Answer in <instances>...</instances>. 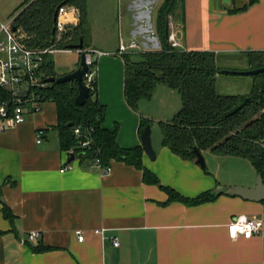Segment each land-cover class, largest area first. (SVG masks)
<instances>
[{
	"label": "crops",
	"instance_id": "0c3cea01",
	"mask_svg": "<svg viewBox=\"0 0 264 264\" xmlns=\"http://www.w3.org/2000/svg\"><path fill=\"white\" fill-rule=\"evenodd\" d=\"M165 1L86 3L83 46L111 54L96 63V99L105 111L101 127L115 131L121 149L141 147V118L159 129L182 105L176 90L157 85L149 99L131 109L124 100V61L115 55L120 40H134L144 52L160 49L155 27ZM248 2L175 0L168 31L172 27L177 33L182 51L210 52L224 68L234 60L246 64L243 54L264 52V0ZM70 52L75 59L64 67L66 73L79 63L80 54ZM250 85L251 79L233 95H246ZM40 108L18 127L0 133V264H264L263 205L225 194L229 187L255 185V170L249 174L246 166L243 171L231 167L241 158L203 151V170L164 147L161 134L154 136L155 158L143 151L142 165L161 186L189 200L220 193L200 205L169 202L159 186L142 182L134 167L112 160L106 173L90 160L69 161L55 129V105L46 102ZM68 164L71 169L61 173ZM2 205L13 222L2 217ZM239 215L259 220L261 231L247 240H230L228 224ZM76 231L83 234L81 242ZM32 232L40 236L29 241ZM38 245L50 250L35 254L31 247Z\"/></svg>",
	"mask_w": 264,
	"mask_h": 264
},
{
	"label": "trees",
	"instance_id": "16d2710c",
	"mask_svg": "<svg viewBox=\"0 0 264 264\" xmlns=\"http://www.w3.org/2000/svg\"><path fill=\"white\" fill-rule=\"evenodd\" d=\"M23 1L15 11L12 27L22 33L26 47L44 49L55 44L59 48H67L77 45L79 41L84 45L87 0ZM169 1L166 0L158 11L156 21L160 49L137 54V61L131 59L132 54L121 57L124 61L123 90L126 104L136 110L140 100L149 99L157 85L176 90L182 105L170 122L159 123L162 145L184 161L196 160L194 149L201 154L209 151L218 157L244 159L252 165L256 174H260L264 184V72L250 76L251 88L246 95L220 94L216 87L217 76L237 70L221 67L218 57L210 52L175 50L167 43L168 16L165 11ZM257 1L249 0L248 4ZM61 6L77 8L79 22L75 27L67 28L56 43L54 14ZM243 55L246 71L264 67V52H246ZM43 73L45 77H60L54 73L53 62L48 59ZM37 93L42 103L52 102L55 105V129L62 151L72 149L73 156L80 160L93 162L98 159L102 167H108L112 160L134 167L141 171L142 182L159 186L169 196V202L179 201L186 206L200 205L220 195L205 192L189 200L161 186L157 178L143 167L141 147L121 149L117 146L115 131L109 132L101 127L105 111L97 102L96 84L84 105L79 107L74 104L78 92L73 81L49 83L46 88L38 89ZM245 99L247 103L240 107ZM140 121L139 133L150 125L149 120L141 118ZM80 125L94 129L93 144L89 151L78 149V143L72 135V129ZM261 204L264 207V202ZM1 211L2 217L13 222L14 217L7 206L2 205ZM49 250L43 245L31 247L35 254Z\"/></svg>",
	"mask_w": 264,
	"mask_h": 264
},
{
	"label": "built area",
	"instance_id": "2783aa9c",
	"mask_svg": "<svg viewBox=\"0 0 264 264\" xmlns=\"http://www.w3.org/2000/svg\"><path fill=\"white\" fill-rule=\"evenodd\" d=\"M1 3V2H0ZM55 33L57 43L67 28L75 27L78 22V10L74 7L61 6L56 12ZM14 18L8 22L0 21V133L8 129L18 127L25 122L26 118L41 110V97L37 93L38 89L48 86L47 78L43 73V67L49 56L70 52L65 47L56 48V45L47 46L44 49L28 48L23 43L22 33L15 29L13 31L12 23ZM167 43L175 50H181L178 43L177 33L170 27L167 33ZM119 48L115 55L122 57L124 54H139L143 51L140 44L134 40H120ZM84 55L87 72L83 75L82 83L87 87L89 92L94 90L96 82V63L97 60L108 57L110 53L93 49H82L74 51ZM41 131L36 133L37 143H40ZM94 129L89 126H77L72 129V135L78 143V149L89 151L93 144ZM68 155H73V150L65 151ZM100 165L99 160L93 161ZM106 173L110 168L102 167ZM71 165H66L61 173L70 170ZM262 224L255 218H248L244 215L236 216L228 224V237L235 240L237 237L250 239L253 235L261 231ZM102 231L95 232L96 234ZM40 236L39 232H32L27 236V240H35ZM78 242L83 240L81 231H76ZM113 245L118 246L117 240H113Z\"/></svg>",
	"mask_w": 264,
	"mask_h": 264
},
{
	"label": "water",
	"instance_id": "95a60500",
	"mask_svg": "<svg viewBox=\"0 0 264 264\" xmlns=\"http://www.w3.org/2000/svg\"><path fill=\"white\" fill-rule=\"evenodd\" d=\"M175 0H170L169 1V5L168 8L166 9V16H168L169 11L172 7V4ZM54 23L56 21V13L54 14ZM15 29L13 28V31ZM167 33L166 32V38H167ZM68 50L71 51H77L78 50H82L84 49V46L82 45V42L79 41V43H77V45L75 46H69L67 47ZM79 63H78V67L76 70L67 73V74H63V76H60L59 78L56 77H49L47 78L46 82L47 83H58V84H63V82H68V81H73L76 83V87H77V92L78 95L77 97L74 99V104L76 106H82L84 105L86 99L89 96V91L87 89L86 86L83 85L82 83V79H83V75L87 72V67L85 65V61H84V55L81 54L79 56ZM264 72V67L260 68V69H254V70H247V71H228L227 74L232 75V74H240L243 76H252V75H257V74H262ZM247 100H244V103L240 106L243 107L247 102ZM150 125H147L140 133V142H141V149L142 151L145 152V154L148 156V158L150 160H154L155 158V154L154 151H152V146H151V136H150ZM194 153L196 156V160L195 163L197 165H199L201 167V169L205 168V164H204V158L202 156V154L197 150L194 149ZM74 159V156L71 155L70 160L72 161ZM225 194L230 196V197H239L245 201L248 202H256V203H263L264 202V184H263V179L261 178L260 174L256 175V181H255V185L254 187L251 188H246V187H242V186H235V187H229L226 189Z\"/></svg>",
	"mask_w": 264,
	"mask_h": 264
},
{
	"label": "rangeland",
	"instance_id": "374dc122",
	"mask_svg": "<svg viewBox=\"0 0 264 264\" xmlns=\"http://www.w3.org/2000/svg\"><path fill=\"white\" fill-rule=\"evenodd\" d=\"M0 21L2 23L8 22L13 16L15 15V11L21 4H23V0H0ZM56 48H59L56 46ZM144 52V51H142ZM141 53V52H140ZM138 54V53H137ZM133 55L131 59L134 61L139 60L138 55ZM51 60L54 64V73L58 76H63V74H67L66 69L64 68L65 66L69 65L72 61L75 59V55L72 54L71 52H62V53H57L52 55ZM222 62H219V65L221 67H224L225 65H222ZM228 68L235 69L237 71H246L247 65L241 61L234 60L233 63L230 64ZM251 79L250 76H243L240 74H221L220 76L217 77L216 79V87L217 91L220 94H225V95H232L235 93H241V91H244L243 84L246 83ZM158 124H154V129L150 125V136H151V143L152 139L154 136H159L160 137V131L158 129ZM238 164H233L231 167H234L243 171L244 167L246 166V169L248 168L249 174L254 171L252 168V165L248 163V161L244 159H239ZM204 164H205V159H204ZM207 166V165H206ZM254 182L256 181V174L253 176Z\"/></svg>",
	"mask_w": 264,
	"mask_h": 264
}]
</instances>
